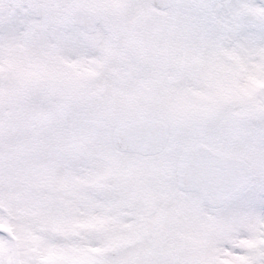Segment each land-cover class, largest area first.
I'll return each instance as SVG.
<instances>
[{
  "label": "snow or ice",
  "instance_id": "snow-or-ice-1",
  "mask_svg": "<svg viewBox=\"0 0 264 264\" xmlns=\"http://www.w3.org/2000/svg\"><path fill=\"white\" fill-rule=\"evenodd\" d=\"M0 264H264V0H0Z\"/></svg>",
  "mask_w": 264,
  "mask_h": 264
}]
</instances>
